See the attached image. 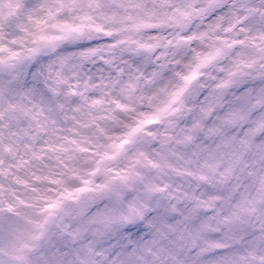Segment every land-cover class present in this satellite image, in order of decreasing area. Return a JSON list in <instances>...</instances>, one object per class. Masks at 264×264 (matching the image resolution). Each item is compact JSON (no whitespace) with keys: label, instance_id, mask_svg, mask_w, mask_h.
I'll list each match as a JSON object with an SVG mask.
<instances>
[{"label":"clouds","instance_id":"clouds-1","mask_svg":"<svg viewBox=\"0 0 264 264\" xmlns=\"http://www.w3.org/2000/svg\"><path fill=\"white\" fill-rule=\"evenodd\" d=\"M29 4L0 27V264H264V32L205 0Z\"/></svg>","mask_w":264,"mask_h":264},{"label":"snow or ice","instance_id":"snow-or-ice-1","mask_svg":"<svg viewBox=\"0 0 264 264\" xmlns=\"http://www.w3.org/2000/svg\"><path fill=\"white\" fill-rule=\"evenodd\" d=\"M112 5L117 7L124 6V0H109ZM148 0H137L138 7H145ZM164 3H167V0H163ZM92 5H96V0H90ZM259 5H264V0H258ZM193 5H199V0H188V7L191 8ZM229 6L232 9V16L236 18L237 22H240V15L241 13L244 14L246 19H252L254 22L255 27L261 29L264 32V11H260L256 6L253 5L252 0H205V4L203 7L200 8V15L199 19L203 22L208 16L212 15L213 13L218 12L220 9ZM42 7V6H41ZM8 9L9 14L7 17H0V24L3 25L5 28H13L15 30H23L25 25L24 21L26 19H30L33 13L36 11V8L31 7L29 4V0H10L8 2ZM145 11H148L145 7ZM14 13V14H13ZM149 15L153 13L148 11ZM51 16V12L49 13ZM88 17L82 16L80 17L81 20H85ZM225 19L224 14H221L217 17L216 20V29L220 30L223 28V21ZM190 22V17L186 19L185 26L187 23ZM79 31V29H75ZM97 31H102L101 28L97 27ZM223 31H232L231 28H223ZM241 31H248L246 28H241ZM107 35H111V33H107ZM40 39H44V37H40ZM259 39L264 41V35H260ZM177 46H179L180 40L177 37L176 40ZM243 41H239L236 43H230L228 45L229 48L238 46L239 44H243ZM142 47H147L146 45H142ZM224 54V50L222 48H217L213 53L214 56H221ZM15 56V53H12ZM212 56L204 57L200 60V62L193 68L188 74L176 73V75L184 82L188 83L195 80L198 76L197 69L207 63ZM257 59L259 61H264V44L259 47V51L257 52ZM256 60H253L251 63L242 61L237 68V71H240L242 68H251L256 64ZM230 81H225L218 87H227ZM182 92L183 89H180ZM180 92L175 93L173 99H176L179 96ZM154 122V117L148 116L146 119L141 121V125L144 124H151ZM138 128H133L132 132H136Z\"/></svg>","mask_w":264,"mask_h":264},{"label":"rangeland","instance_id":"rangeland-1","mask_svg":"<svg viewBox=\"0 0 264 264\" xmlns=\"http://www.w3.org/2000/svg\"><path fill=\"white\" fill-rule=\"evenodd\" d=\"M8 2H10V0H8ZM9 9L7 12H3V11H0V17H7L8 14H9ZM14 14V13H13ZM0 27H3L2 24H0ZM8 92V88L6 85H0V95H4Z\"/></svg>","mask_w":264,"mask_h":264}]
</instances>
